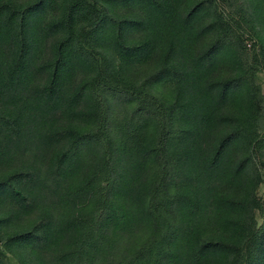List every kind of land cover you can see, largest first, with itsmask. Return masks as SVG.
I'll return each instance as SVG.
<instances>
[{"label": "trees", "instance_id": "1", "mask_svg": "<svg viewBox=\"0 0 264 264\" xmlns=\"http://www.w3.org/2000/svg\"><path fill=\"white\" fill-rule=\"evenodd\" d=\"M241 1L243 18L264 31V0ZM93 2L102 12L95 20L87 0H0V163L6 162L8 142L26 126L23 115L3 103L16 100L23 85L41 74L38 107L57 112L62 123L43 137L53 151L49 174L57 178L68 169L79 176L65 199L74 205L72 215L56 226L36 201L30 164L0 174V208L10 209L0 212L5 254L15 264H85L98 254L107 261L117 227L129 221L128 204L136 205L141 220L153 221L154 232L122 257L123 264H171L175 246L187 247L190 264H264V227L256 232L250 225L261 146L250 134L259 106L249 85L254 69L233 41L227 59L239 73L214 77L216 53L230 27L219 0ZM48 12L56 16L44 22ZM208 35L212 43L194 49ZM88 36L95 39L90 49ZM49 39V58L34 71L39 47ZM140 65L149 67L142 79L135 76ZM77 75L82 78L73 85ZM161 85L172 87L169 98L155 91ZM109 97L131 105L124 119L127 139L141 136L123 149L130 150L131 184L138 182L132 189L124 190L115 172ZM155 168L165 178L145 180ZM214 177L230 187L209 205L217 231L182 232L180 218L189 221L207 208L205 193ZM101 182L111 189L97 207ZM122 192L125 204L108 197ZM89 196L96 202L86 214L76 206ZM36 210V219L9 229L18 216ZM5 254L0 251V264H9Z\"/></svg>", "mask_w": 264, "mask_h": 264}, {"label": "rangeland", "instance_id": "2", "mask_svg": "<svg viewBox=\"0 0 264 264\" xmlns=\"http://www.w3.org/2000/svg\"><path fill=\"white\" fill-rule=\"evenodd\" d=\"M91 6V18L93 20L98 19L101 16V11L98 7H93V0H87ZM242 3L241 0H219L218 6L221 12H223L230 22V27L228 29V40L227 43L218 49L216 55L218 59L217 70L215 76H227L230 73L232 75L238 74L236 72L235 66L230 63L227 59V53H233L235 50L233 46V41L236 47L239 48L245 57V63L249 67L254 69V74L250 79L251 89L257 92L258 97V109L256 122L254 123V129L250 131V134L255 138L256 141L261 142L260 150H258L257 155L259 159V175L260 183L254 193V209L252 214V220L250 225L256 232H260L264 227V36L263 29H255L252 25L243 18V13L239 8ZM121 13V11H120ZM56 16V12H48L45 15L44 22H47ZM85 34L88 35L92 26L88 25L84 28ZM89 44L86 46L88 49L93 47L95 44V39L92 36L84 38ZM214 37L208 35L203 41H200L194 49L198 50L203 45L212 43ZM52 40H46L39 47L37 58L35 62L34 71L39 69L40 65L49 58V49ZM149 67L140 65L139 68L135 70V76H139L141 79L147 75V70ZM82 78L81 75H77L73 85L77 84ZM43 76L37 74L34 79L28 81L27 84L23 85L21 92L14 101L4 102L3 105L7 106L11 112L16 114L21 113L23 115V122L26 126L22 129V134L19 138H15L8 142L6 147L5 160L6 162L0 163V174L5 173L12 167H17L23 163L30 164L34 169L36 178V201L44 211L51 213V222L56 226L66 225L65 220L72 215L74 205L70 200H65L68 198V191L71 190L79 181V176L72 174L70 175L67 169L57 178H53L48 171V165L52 156V150L46 143L47 140H43L50 131L59 127L62 123L60 118L57 116V112H53L52 109L44 110V108H39V90L42 86ZM155 91L165 97L169 98L172 93V87L169 85L158 86ZM110 115L112 119L113 134L112 138L115 143V150H113V158L119 157V162L115 167V172L123 177L124 190L126 187L132 189L136 187L137 181L131 184V175L129 167V158L127 154L124 153L123 149H127L132 146L133 141L140 140L141 136L133 138L131 141L127 139L125 129H124V119L127 113L131 109V105L122 99H117L113 97L108 98ZM48 142V141H47ZM130 156V155H129ZM112 158V156H111ZM158 175V176H157ZM151 177L162 181L165 178V174L160 172L158 169H153L146 177ZM160 181V182H161ZM159 183H155L157 185ZM100 188H103L97 202L95 198L88 197L81 202H77L76 208L82 207L85 209V213H90V209L98 203L96 206L100 207L104 205L105 195L109 189L108 184L105 185L103 182L100 183ZM135 189V188H133ZM230 190L229 184L225 181L223 182L221 177H214L213 181L208 185L205 196L207 198V208L201 209L196 212L189 221L180 220V226L184 227L182 232L186 231L188 228H192L202 236L212 235L218 229L215 219L210 213L209 205L212 200L220 194H226ZM111 200L121 203H126L128 195L125 192L117 194L115 198L108 196ZM127 214L129 213V221L125 226L117 227V236L114 242L115 251L113 256L107 258L102 254L98 256H91L90 260H87L85 264H123L122 257L132 254L137 251V249L147 240L153 237L154 223L141 220L139 209L136 205L130 206L127 204ZM7 213L10 209H1L0 212ZM38 216V210L32 212L28 216L17 217L13 223L9 225V229L12 231L15 228H21L28 224L30 220L36 219ZM134 218V220H133ZM150 219V218H148ZM189 230V229H188ZM177 252L174 258H170L171 264H190L186 261L187 247L184 246L183 249L175 246ZM0 251L5 254L4 248L0 244ZM7 255L6 261L9 264H15L11 256ZM88 258V259H89ZM50 261V258H48Z\"/></svg>", "mask_w": 264, "mask_h": 264}]
</instances>
